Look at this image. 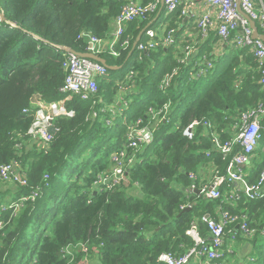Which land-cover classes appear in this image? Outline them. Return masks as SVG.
<instances>
[{
	"label": "trees",
	"instance_id": "1",
	"mask_svg": "<svg viewBox=\"0 0 264 264\" xmlns=\"http://www.w3.org/2000/svg\"><path fill=\"white\" fill-rule=\"evenodd\" d=\"M128 1L0 0L7 19L0 24V168L17 163L27 179L25 187L0 195V208L30 198L15 215L0 210L5 223L0 264H160V255L181 256L194 246L186 235L193 224L203 237L210 234L203 217H214L222 202L197 196L192 188H199L198 174L206 164L223 173L227 169L211 135L222 142L231 139L240 114L264 99L261 73L248 49L235 48L196 77L202 67L180 66L169 50L132 52L147 27V21L136 20L126 26L122 38L129 46H118V57L100 56L122 69L108 71L98 83L97 103L77 97L68 101L75 115L55 121L58 132L46 150L26 136L34 117L24 110L35 97L46 103L65 98L60 92L66 78L63 49L87 54L90 37L109 39ZM134 1L147 5L155 0ZM160 9L161 2L147 19ZM181 16V8L171 15V29ZM256 27L264 35V27ZM145 38L146 32L140 42ZM176 68L170 87L161 91L164 77ZM128 72L134 73L136 91L128 95L126 122L146 120L150 108L171 103L169 121L158 129L153 144L140 151L127 184L98 190L94 182L111 168V156L123 149L128 129L123 118L108 127L109 116L102 110L115 102L118 83ZM173 121H178L174 128ZM194 121L201 125L189 140L184 130ZM238 203L227 208L229 213L246 212L251 228L264 227V199ZM187 204L192 205L189 211L182 209ZM86 243L88 251H66ZM252 245L251 264H264V236L253 239Z\"/></svg>",
	"mask_w": 264,
	"mask_h": 264
},
{
	"label": "built area",
	"instance_id": "2",
	"mask_svg": "<svg viewBox=\"0 0 264 264\" xmlns=\"http://www.w3.org/2000/svg\"><path fill=\"white\" fill-rule=\"evenodd\" d=\"M160 0H155L147 5L128 2L122 8L120 16L116 21L115 31L107 40H101L96 37L89 38L88 53L101 56L109 53L113 57H118L119 52L116 48L119 46L125 49L129 46L125 36V28L129 23L136 20H146L147 17L158 10ZM262 2V0H260ZM198 4L207 5L210 10L205 12L198 19V29L203 39L208 37L209 30L213 26V13L216 12L218 20L217 35L224 44L234 46L236 49H248L255 58L259 72L261 73L260 85L264 94V42L260 39H254V30L250 22L243 18L238 12V3L236 0H164V9L168 15H172L182 6H186L182 16L186 15L188 9L194 8ZM242 11L255 22L260 23L264 27V7H257L255 0H239ZM2 23L0 18V24ZM175 29L169 28L162 38V45L165 48L176 46ZM156 33L152 30L146 31V41L139 42L137 48L142 53L154 51L159 47L156 40ZM192 54L191 46H187L184 51V57L177 60L180 66H187ZM64 69L66 72L65 83L60 89L64 99L46 103L40 97L31 101L32 107L25 109V114L33 115V123L29 128L26 136L36 141L37 146L46 150L54 141L58 132L55 127V121L60 118H73L75 112L69 110L66 103L74 97L82 101L95 100L98 96V83L107 76L108 69L100 62L89 58H84L75 54L66 53ZM213 60L214 57L211 56ZM208 55L201 57L202 68L198 74L204 75L208 70L213 69V60ZM178 68L167 74L161 85V91H166L178 74ZM134 73H131L128 80L131 81ZM171 112V103L164 104L161 108H150L148 111V119L136 120L130 125L126 133V143L120 152L115 153L111 157L112 167L100 173L94 186L98 190L107 188L112 190L120 187L122 184L128 183V171L135 163L138 162V154L141 150L150 147L155 139L154 132L146 125V122L154 120H164L168 122ZM94 116H97L94 113ZM201 123L194 121L184 130V136L189 140L195 137V131L200 127ZM202 125L211 129L209 123L203 122ZM55 130V134L51 130ZM234 136L222 142L214 133L213 138L214 149L228 162L227 169L223 173L216 170L215 175L210 184L201 188L195 186L192 190H200L201 194L208 200H222L224 197V188H231L227 195V201L238 203L245 199L248 201L264 199V167L255 183H249L245 178L242 167L249 164L250 156L254 154L260 142L264 139V99L254 108L248 109L240 114L236 125L234 126ZM193 179H197L193 175ZM0 183H10L17 187H25L27 179L19 165L13 163L0 168ZM38 196L34 195L33 200ZM30 198L20 199L9 206L0 208L1 212L13 211L16 214L23 204ZM191 208V205L184 206ZM6 212V213H7ZM203 222L209 230V237H203L196 224L186 232V235L192 239L194 246L181 256L173 254H162L158 258L160 264H222L225 259V240L228 234L231 235L234 242L240 236L247 240H253L257 236H264V227L260 230L251 228L248 224L249 218L246 215H233L223 211L220 218L203 217ZM235 231L229 230V227L236 226ZM228 233V234H227ZM73 248L88 251V243L77 244L66 248L70 252Z\"/></svg>",
	"mask_w": 264,
	"mask_h": 264
},
{
	"label": "crops",
	"instance_id": "3",
	"mask_svg": "<svg viewBox=\"0 0 264 264\" xmlns=\"http://www.w3.org/2000/svg\"><path fill=\"white\" fill-rule=\"evenodd\" d=\"M128 2H133V0H129ZM137 3L141 4V2L139 1H137ZM255 3L257 7H264L263 3L260 2V0H255ZM185 7L186 6H182L181 9L183 8L184 10ZM187 10H188L187 14L184 16H181L182 17L181 20H178L177 23L174 22V25H176L175 30L177 31V34H176V46L172 48H165L162 45V38L164 37L166 31L171 27V25H173L171 15H168L167 13H162L161 11L157 15H153L149 19L145 20L147 21V27H146L147 30L149 29V30L155 31L157 35L156 40L160 44L159 47L154 50V52L159 51L161 49L169 50L171 53H173V55H175V57L178 60L179 58L181 59L184 57L185 48L190 45L192 54L188 62L189 63L188 65H196V66L201 67L202 66L201 57H203L204 55H208V57L210 58L211 56H213L215 60H219L223 57L230 55L235 50L234 46L229 45V44L227 45L224 44L222 40H220V38L218 37L217 35L218 20H217L215 11L213 13V17H214L213 26L209 30L208 37L203 39L198 29L197 23H198V19L205 12L210 10V8L205 4H198L194 6V8L192 9L187 8ZM146 40L147 38H145V41ZM165 56L166 55H164L163 57ZM111 67L116 68L115 70H112L115 72H119L122 69V67H118V66H111ZM108 71H111V70H108ZM198 72L195 74L196 77H202L207 73L206 72L204 75H200L198 74ZM129 73L130 72H128L127 75L124 77V79L118 83V92H117V98L115 102L111 104L107 109L102 110L103 113H106L109 116V118L106 120V125L108 127H111L112 125H114V122L119 118L124 119V122L126 126H128V128L131 125L130 123L126 122V119L124 117L126 111L130 109L129 106H130L131 99L128 98V95H130L131 93L134 94L136 91V86L133 82V78L131 79V81L128 80V77L131 74ZM35 98H39V97H35ZM99 103L102 104L103 100L99 99ZM96 118L97 116H94L93 114V119H96ZM147 119H148V113H147ZM166 123L167 122H165L164 120H154L151 122L147 121L146 125L154 132V135H155L158 129ZM234 132L235 131H234V126H233L232 133H231L232 136L235 134ZM125 143H126V135H125ZM260 146L261 145H259L256 148L254 154L250 156L249 164L242 167L243 174L249 183H255L257 181L259 174L262 170V168L259 166L264 164V162L263 163L259 162L260 155L258 154V151H259ZM216 170L217 169L214 168V165H212V163H208L201 168L198 174L199 188L211 183ZM4 184L5 183H0V187L4 186ZM230 190L231 188H228V187L224 188V193H223L224 197L222 198L223 200H218V201H221L222 203L216 208L214 217H211L209 215H207L206 217L209 216L211 218L218 219L220 218V214H222L223 211L229 212V209H227L228 207H231V208L238 207L239 203H236V202L233 203V202L227 201V195L230 193ZM197 196H200V195L197 194ZM187 205H190V204H187ZM237 215H246L248 217L246 212L237 214ZM236 229H237V225L229 227L228 231L229 230L235 231ZM252 241L253 240H247L244 237L240 236L233 242L231 235L228 234L225 240V247L223 248V250L225 251V259L223 260L222 264H245V261L247 260H249L250 263L253 262V259H254L253 254L255 253V248L252 245ZM234 250L237 253L234 252Z\"/></svg>",
	"mask_w": 264,
	"mask_h": 264
},
{
	"label": "water",
	"instance_id": "4",
	"mask_svg": "<svg viewBox=\"0 0 264 264\" xmlns=\"http://www.w3.org/2000/svg\"><path fill=\"white\" fill-rule=\"evenodd\" d=\"M236 1H237V3H238V12H239V14H240L243 18L247 19V20L250 22V25H251L252 29L254 30V39H260V40H262V41L264 42V35L259 34V31H258V29H257V27H256L255 22L252 21V20L249 18V16L246 15V14L242 11V9H241V7H240V5H239V0H236ZM160 2H161V9H160V12H161V11L164 9V0H160ZM0 18H1L2 23H4V22L7 21L5 15H4L1 11H0ZM146 30H147V28L143 30V32L141 33V35L139 36V38L137 39V41L134 43V46H133L132 52H134V51L136 50L137 45H138V43L140 42L141 37H142V35L146 32ZM63 51H64L65 53L75 54V55H78V56H81V57H84V58H89V59H92V60H94V61L100 62V63H101L102 65H104L108 70H111V71H112V70H115V69H116V68H114V67L109 66V65L107 64V61H106L105 59L101 58L100 56H97V55H94V54H90V53H87V54H80V53H77V52H75L74 50L69 49V48H64ZM51 132H52L53 134H55V130H54V129H52ZM196 192H197L198 195L201 194L200 190H196ZM95 195H96V193H95ZM189 210H191V208H187V209H185V211H189Z\"/></svg>",
	"mask_w": 264,
	"mask_h": 264
},
{
	"label": "rangeland",
	"instance_id": "5",
	"mask_svg": "<svg viewBox=\"0 0 264 264\" xmlns=\"http://www.w3.org/2000/svg\"><path fill=\"white\" fill-rule=\"evenodd\" d=\"M178 125V121H173L172 124H171V127L174 128ZM260 148H259V151H258V154L260 155V158H259V162L263 163L264 162V139L263 141L260 143ZM17 186H15L14 184H10V183H5L4 186H1L0 187V195H2L3 193L7 192V191H14L16 189ZM10 195L8 194L7 196H5V199H9ZM4 205V204H3ZM10 212V211H9ZM13 215L14 212H13ZM5 227V223L4 221H0V231L3 230ZM234 252H236L234 250ZM237 253V252H236ZM245 264H251L249 260L245 261Z\"/></svg>",
	"mask_w": 264,
	"mask_h": 264
}]
</instances>
